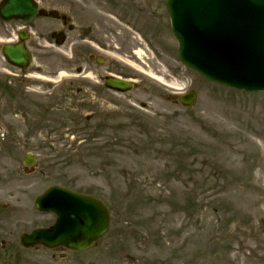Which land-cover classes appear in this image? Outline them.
<instances>
[{"label":"rangeland","instance_id":"1","mask_svg":"<svg viewBox=\"0 0 264 264\" xmlns=\"http://www.w3.org/2000/svg\"><path fill=\"white\" fill-rule=\"evenodd\" d=\"M165 1L77 0L62 51L48 44L59 23L39 17L37 46L49 52H35L28 76L0 50V264H264V93L218 86L181 64ZM16 25L0 20V37ZM70 41L86 51L64 53ZM99 53L103 66L89 59ZM85 62L137 87L103 88L96 101L86 86L99 78L83 81L92 70L76 68ZM190 89L198 101L186 108L173 97ZM31 151L37 169L27 174ZM55 185L109 207L95 247L20 244L54 223L34 203Z\"/></svg>","mask_w":264,"mask_h":264},{"label":"water","instance_id":"2","mask_svg":"<svg viewBox=\"0 0 264 264\" xmlns=\"http://www.w3.org/2000/svg\"><path fill=\"white\" fill-rule=\"evenodd\" d=\"M166 5L184 63L225 85L264 90V0H168ZM37 9L32 0H8L0 7V16L28 20ZM4 53L23 67L30 59L20 45H10ZM106 85L120 92L134 88L117 77L106 80ZM196 99L195 92L180 97L184 106H192ZM30 157L26 164L33 163ZM37 207L55 211L58 219L50 229L23 235L27 247L42 243L83 251L109 227L107 208L89 196L54 187L37 200Z\"/></svg>","mask_w":264,"mask_h":264},{"label":"flooded vegetation","instance_id":"3","mask_svg":"<svg viewBox=\"0 0 264 264\" xmlns=\"http://www.w3.org/2000/svg\"><path fill=\"white\" fill-rule=\"evenodd\" d=\"M35 1H37V3L39 4V8L41 10V11L40 10L38 11L37 16L34 17L32 20L26 22L25 24L22 20H12L10 22L3 21L5 24L15 23L18 25H16L15 27L11 29L10 31L11 35H8L7 32H3L1 37L5 40H8L15 33L18 34L20 30H22V28H26L27 31L29 32V38L27 39V46L30 49L31 53L35 55V52L37 50L41 53L49 52L48 48L38 47L39 45H41V41H36V37L33 36V34H37V39L39 40L40 38H43V39L45 38L43 33L40 34L42 35V37L38 34L39 30L36 28L34 24L35 20H37L39 17H42L44 19H48V20L59 23L58 25L55 26V27L59 26L58 29L54 28L53 30L48 32V35L54 38H52L51 43L48 41L47 42L49 45L53 46L54 50L62 51L61 46H64L68 43L66 29L73 30L75 29L74 25L78 26L75 23L76 21L74 20V18H78V15L76 16V10L74 9V7L76 6L77 0H48L49 2L48 4L45 3L46 0H35ZM0 3H4V0H0ZM57 23H54V24H57ZM79 27L81 26L79 25ZM62 41H63V45H60ZM79 41L80 42L86 41V38L82 37L81 40ZM76 43L77 42L70 41L67 47L68 51L67 52L65 51L64 53H69V54L72 53L74 56H77V55L79 56L86 51L84 48L86 47L84 43H83V46L82 45L77 46ZM54 50L52 49V51ZM87 56L88 55H86L85 58ZM96 57L97 56H93V54L89 55V59L97 63L98 59ZM76 68L80 70H88L89 68L90 70H92L90 72L91 74L95 72L93 76L99 78V80L97 81L100 85L94 86V87L93 86H86V87L91 88V91L89 92L91 93L92 98L96 99V101H99V102L102 101L103 97L107 96V93L105 92V90H109L105 88L104 83H103V80L106 77V75L103 74V72L101 71L98 72L95 67L89 66L86 62L85 64H81L79 67H76ZM90 73H87L85 76H89ZM98 88H100V90ZM99 92L103 94V97H100V95H98ZM95 106L97 105H93L91 106V108L95 109V111L99 110V107L98 106L95 107Z\"/></svg>","mask_w":264,"mask_h":264}]
</instances>
